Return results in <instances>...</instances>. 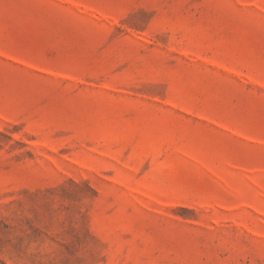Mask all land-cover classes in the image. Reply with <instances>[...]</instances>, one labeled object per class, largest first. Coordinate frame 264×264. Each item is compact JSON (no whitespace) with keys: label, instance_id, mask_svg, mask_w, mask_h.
I'll return each mask as SVG.
<instances>
[{"label":"rangeland","instance_id":"obj_1","mask_svg":"<svg viewBox=\"0 0 264 264\" xmlns=\"http://www.w3.org/2000/svg\"><path fill=\"white\" fill-rule=\"evenodd\" d=\"M0 264H264V0H0Z\"/></svg>","mask_w":264,"mask_h":264}]
</instances>
